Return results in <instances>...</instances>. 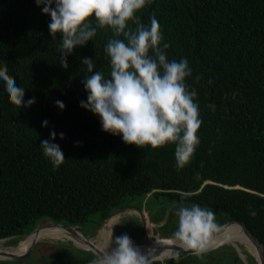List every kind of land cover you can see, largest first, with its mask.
I'll return each instance as SVG.
<instances>
[{
	"label": "trees",
	"instance_id": "16d2710c",
	"mask_svg": "<svg viewBox=\"0 0 264 264\" xmlns=\"http://www.w3.org/2000/svg\"><path fill=\"white\" fill-rule=\"evenodd\" d=\"M41 7L35 0H0V73L25 88V101L36 98L18 109L0 89V239L15 244L43 218L84 226L94 216L97 228L126 200L138 198L140 205L150 193L171 206L208 208L219 226L242 224L264 247V0H153L137 13L146 25L155 16L170 45L168 59L187 58L192 68L186 82L197 90L203 123L200 145L182 170L175 166L174 145L125 144L80 107L87 98L81 61L93 58L107 76L104 47L114 33L98 29L62 68L56 51L61 36L53 40ZM56 100L63 101L62 111ZM53 130L52 142L65 158L55 169L40 148ZM173 215L172 207L163 225L172 237ZM71 250L88 253L63 247L50 264H85L92 257ZM193 255L150 264H189Z\"/></svg>",
	"mask_w": 264,
	"mask_h": 264
},
{
	"label": "clouds",
	"instance_id": "9594fccd",
	"mask_svg": "<svg viewBox=\"0 0 264 264\" xmlns=\"http://www.w3.org/2000/svg\"><path fill=\"white\" fill-rule=\"evenodd\" d=\"M152 3L153 0H35L36 6H42V14L50 17L48 30L53 40L58 33L61 36L56 51L62 68H68L67 57L75 48L92 41L98 29L114 33L104 47L110 68L107 76L96 70L93 58L81 61L86 66L82 83L87 98L80 101V107L99 117L102 131L120 136L125 144L153 149L174 145L175 166L182 170L191 163L201 142L197 134L203 123L198 93L186 82L192 76L188 59H168L166 50L170 45L164 42L157 18L150 17L147 25L141 23L137 13ZM0 89L18 109L36 102L35 97L25 101V88L10 81L7 72L0 73ZM55 106L61 111L65 108L61 100H56ZM209 107L215 111L214 104ZM41 126L47 127L48 121H42ZM56 137L57 133L50 131L49 138L40 143L54 169L65 160L59 145L52 142ZM59 137L63 139L64 133ZM175 215L178 219L173 240L202 258L211 250L209 241L219 231L214 211L193 203L179 207ZM250 215L256 212L251 210ZM111 245L99 264H150V251L142 253L127 234L116 236Z\"/></svg>",
	"mask_w": 264,
	"mask_h": 264
},
{
	"label": "rangeland",
	"instance_id": "374dc122",
	"mask_svg": "<svg viewBox=\"0 0 264 264\" xmlns=\"http://www.w3.org/2000/svg\"><path fill=\"white\" fill-rule=\"evenodd\" d=\"M139 199L134 198L130 200H126L121 208L115 210L110 216L112 218V222L110 224V232L109 234V242L110 245H102V246H94L99 250H107L111 247L112 239L116 236H120L123 234H127L130 239L133 241L134 245L137 246L142 240H149V244L152 239L156 237H171L170 229H167L168 233L163 229V225L165 224L169 209L173 207L174 215L172 217L173 220L169 221L177 226V216L175 215L176 210L181 206L190 207L192 204L190 203H181V204H173L172 206L169 203L164 201H159L157 198L150 199V193H148L143 199V203L139 205ZM121 205V206H122ZM164 208L165 213L160 216L161 220H156L154 217L159 215L160 210ZM130 212V213H129ZM138 212V213H137ZM107 217V218H109ZM118 217V218H117ZM107 218L104 222L97 228H93L92 222L94 216L90 218L84 226H74L78 232L88 238L91 242L97 244L98 242H103V239L99 236V230L102 228V225L107 221ZM159 218V219H160ZM116 221V222H115ZM50 225H64L62 222L51 220L49 218L41 219L35 228L40 226H50ZM34 228V229H35ZM49 228V227H45ZM43 229V228H42ZM55 230V229H48ZM175 230L172 229V232ZM111 236V237H110ZM26 235L23 236L19 241L15 244H8L11 239H1L0 240V248L12 250L19 246L20 242L26 239ZM96 239V240H95ZM61 243V245H59ZM233 242H222L220 245L212 248L209 252H207L202 258L193 255L187 261L189 264H256L253 255L247 250L243 243L234 241ZM53 245L62 246L65 248H69L71 245L79 250L88 252L92 255L91 259L87 262L93 260L96 255L89 249L79 248L76 246L70 239L67 238H58V237H43L35 242L33 246H31L23 255L15 259H7L0 260V264H50L53 258L58 257L60 253H62L61 247H52ZM229 245V246H228ZM228 246V247H227ZM139 247V246H138ZM147 247L141 246V249H146ZM20 249H17L13 252H17ZM75 251V252H74ZM73 254L78 256V251L71 250ZM88 253H79L81 256H88ZM238 257V258H237ZM155 261H164L157 260ZM86 262V263H87ZM98 264V263H94Z\"/></svg>",
	"mask_w": 264,
	"mask_h": 264
},
{
	"label": "water",
	"instance_id": "95a60500",
	"mask_svg": "<svg viewBox=\"0 0 264 264\" xmlns=\"http://www.w3.org/2000/svg\"><path fill=\"white\" fill-rule=\"evenodd\" d=\"M229 224H232V223L231 222H227V223H224V224L220 225L218 232H220L222 229L226 228V226H228ZM238 225L241 228V231L243 232V234L246 237V239L249 240V242L254 246V248L256 250L255 251L256 252V256L253 255L256 264H264V247H263L261 241L254 234H252L244 225H242V224H238ZM45 227H49V228H52V229L62 230V231L71 233L74 236H77L78 238H80L81 242H83V244L86 245V247L85 246H83V247L80 246L79 248L89 249V250H91L96 255V257L93 260H91V261H89V262H87L85 264L99 263L100 258H101V256L104 253L102 251H100L98 248L94 247V246L90 247L88 245V243H87L88 242L87 241L88 240L87 237H85L80 232H78L77 229L74 226L65 225V224L64 225L40 226L38 228L33 229L31 232H29L26 235L27 237H26L25 240H27V238L29 236H31L33 233H35V232H37L40 229L45 228ZM218 232H216L215 234H217ZM156 240H160V241L169 240L171 242H174V244L171 243V244H169V246L160 247V248H153L154 250H152V252H151L150 261H153L154 260L153 259V256L162 255V254L166 253L167 251H169L170 254L165 259H169L171 257L177 256L178 254H193V252L191 250H187V249L180 248L179 245H178V242L174 241L172 236L171 237H156V238L152 239L151 241H156ZM35 242H36L35 239H33L30 242H28V244L26 245V247L23 248V250L21 252H19V253L9 252V251H7L6 253H4L5 251L3 250L1 252V255H0V260L15 259V258L20 257L31 246H33L35 244ZM148 242H149V240H147V239L146 240H142L140 243L137 244V246H144V247L146 246V247H149L150 244ZM221 243H222L221 240H217L215 243L211 244L209 247H210V249H212V248L220 245ZM232 245L233 246H236V244H233V243H232Z\"/></svg>",
	"mask_w": 264,
	"mask_h": 264
},
{
	"label": "bare ground",
	"instance_id": "6f19581e",
	"mask_svg": "<svg viewBox=\"0 0 264 264\" xmlns=\"http://www.w3.org/2000/svg\"><path fill=\"white\" fill-rule=\"evenodd\" d=\"M110 217H112V216H110ZM110 217L107 218L106 223L104 224V226L102 225V228L98 232L99 236L103 239V242H98L97 244H95V243L91 242L90 240H87L88 241L87 243H88V245L90 247H92V246H102V245H108L109 246L110 245V242L108 241L109 240L108 231L110 230V228H108V227H110V224L112 222V218H110ZM48 229H52V228H43V229H40L39 231L33 233L31 236H29L27 238V240H24V241L20 242L19 246L16 247L15 249L7 250V249L0 248V255H1V252L3 250L5 251L4 253H6L7 251L13 252V251H15L17 249H20L19 251L16 252V253H19V252H21L23 250V248L26 247L28 242H30L33 239H35L37 241V240H39V239H41L43 237H58V238H62L63 237V238H67V239L72 240L75 243L76 246H79V247L80 246L81 247L85 246L86 247V245H84L83 242H81L80 238H78L77 236H74L71 233H68V232H65V231H62V230H58V229H55V230H48ZM217 240H221V242H233L234 243V241H237V242L243 243L244 246L247 248V250L252 255L256 256V252H255L256 250H255L254 246L249 242L248 239H246V237L244 236V234L241 231L240 227L226 226V228L222 229L220 232L215 234L210 239L209 246L211 244L215 243ZM171 243L174 244V242H171L169 240H163V241L156 240V241H151L150 242V246L147 247L146 249H141V246H139V248L142 251V253H148L149 251L151 253L152 250H154L153 248H160V247L169 246V244H171ZM100 251H102L104 253L106 250H100ZM169 254H170V252L167 251L166 253H164L162 255L153 256V259H157V260L165 259L166 257H168Z\"/></svg>",
	"mask_w": 264,
	"mask_h": 264
}]
</instances>
